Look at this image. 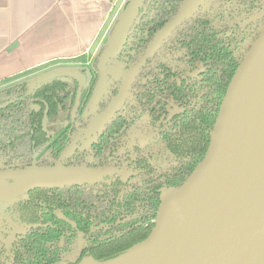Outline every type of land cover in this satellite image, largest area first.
I'll return each instance as SVG.
<instances>
[{
  "label": "trees",
  "instance_id": "16d2710c",
  "mask_svg": "<svg viewBox=\"0 0 264 264\" xmlns=\"http://www.w3.org/2000/svg\"><path fill=\"white\" fill-rule=\"evenodd\" d=\"M183 2L145 3L143 8L147 10L130 34L124 53L142 51ZM260 13L262 16L258 18ZM263 25L264 0H205L187 17L159 49L173 64L161 61L147 83L137 82L136 93L142 105L131 106L132 112L140 109L149 113L160 130L158 138L163 141L161 150L132 159V163L147 169L148 175L156 171L169 177V182L149 193L146 207L139 201L144 188L139 183L131 188L120 182L71 187L51 194L37 190L38 199L32 194L28 197L33 212L27 216L39 220L12 242L11 264H79L86 257L103 262L146 239L155 227L163 191L180 187L205 158L227 88ZM101 52L102 49L98 57ZM28 86L29 81H23L0 89V104L18 97L14 104L0 109V153L8 151L4 158L7 165L10 156L17 155L22 163L19 168L41 165L33 164L32 156L51 138L55 139L56 152L63 148L66 138L62 136L61 125L70 120L72 105L68 96L77 89L72 80L55 79L38 85L30 96H25ZM206 87V94L199 99ZM88 89L91 87H85L83 97ZM192 103L196 104V110L188 109ZM31 105H38L42 111L31 110ZM175 106L185 110L171 114ZM137 118V113L128 120L118 115L92 144L95 160L103 156L112 134L131 126ZM42 119L46 120L47 131L41 129ZM27 124L32 126L30 132ZM25 155L31 158L24 159ZM187 157L188 161L180 168V160ZM83 189L91 195H84ZM57 213H62L65 221ZM9 259V254L0 247V264H9Z\"/></svg>",
  "mask_w": 264,
  "mask_h": 264
},
{
  "label": "water",
  "instance_id": "95a60500",
  "mask_svg": "<svg viewBox=\"0 0 264 264\" xmlns=\"http://www.w3.org/2000/svg\"><path fill=\"white\" fill-rule=\"evenodd\" d=\"M204 1L184 0L178 13L150 43L144 58L126 74L118 95L90 122L85 137L104 127L119 111L144 60ZM144 2H126L108 42L98 51L102 49L100 69L106 71L107 64L123 51L129 34L141 20ZM84 66L60 65L40 73L27 80L26 96L57 77L78 80L75 118L85 81V75L77 69ZM109 73L125 75L115 66ZM104 78L102 75L96 94ZM263 130L264 25L227 88L203 161L180 187L163 191L155 227L146 239L107 261L90 257L92 264H264V164L245 175ZM115 172L86 165L65 166L61 160L55 165L0 169V210L26 198L34 188L95 185L106 182Z\"/></svg>",
  "mask_w": 264,
  "mask_h": 264
},
{
  "label": "flooded vegetation",
  "instance_id": "af4514ba",
  "mask_svg": "<svg viewBox=\"0 0 264 264\" xmlns=\"http://www.w3.org/2000/svg\"><path fill=\"white\" fill-rule=\"evenodd\" d=\"M151 1L149 2V0H145V2L143 3L140 11V14L142 15L141 20L143 19L144 14L147 10V8H143L144 4L145 3L150 4ZM261 16L262 13L257 14L258 18H261ZM138 24L135 26V28L138 26ZM135 28L133 29V31L135 30ZM150 43L140 52L139 51L136 52L132 50L124 53V48L126 46L125 44L121 54L107 64L106 71L99 68L100 57H98V55L94 56L92 60L89 61L88 63L83 64V65H87V68L77 69V71L85 75V81L83 82L79 107L76 112L75 118H73V109L77 101L80 81L67 76H61L55 78L64 81L72 80L77 85V89L75 93L74 94L69 93L68 96L69 99L71 98L70 102L72 105L70 110V120L64 121L63 124L61 125V132L63 134L62 136L66 138V142L63 148L59 152L58 151L56 152L55 149L56 144L54 143L55 139L51 138L49 141H47L45 146L35 151L34 155L32 156L33 159L32 163L33 164L37 163L46 166V165H55L57 162L61 160V163L65 166L86 165L93 168H111L116 172L113 174L111 178L109 177L106 182L97 183L95 185H72L63 188H34L29 191L28 196L26 198L21 199L18 202H16L14 205L6 208L2 218L5 217V219H8L6 221L8 222V224H10L9 227L11 228L6 227L5 229V227L0 226V247H3L5 251L9 254L10 256L9 264H11L13 260L14 253L13 250H11L10 246L14 241V239H16V237H19L20 235L26 234L29 231L30 227L35 225L36 224L35 222L39 220V219H32L31 217L27 216L32 214L33 212L32 206L28 202L29 201L28 197L30 194H32L34 198L37 197L38 199L39 197L37 190L48 191L51 194L54 191H59L71 187H92V186L94 187L99 185L110 186L112 184L120 182L122 183L123 186L131 188L139 183L144 186L143 190L139 194V201L143 207H146L149 202L148 201V197L150 196L149 193L153 192V190L154 191L157 190L158 186H163L165 183L169 182L170 180L169 177L157 174L156 171L150 172L151 175H148L147 169L139 168L138 166L132 163V159L143 158L149 153L158 152L159 150H161L163 145V141L158 138L160 135V130L158 129V125L150 118L149 113L147 111L143 112L140 109L135 112H132L131 110V106L142 105L141 99L138 97L136 93V86H135L136 83L137 82L147 83L153 76L154 73L152 72V70L156 69L157 63L161 61L171 62L167 56L160 53L161 50L159 51L163 43L156 49V51L152 55L148 56L144 60L142 66L136 72L135 77L131 81L129 94L124 104L119 109V111L111 118V120L104 127L97 130L91 136L85 137L90 122L97 115L103 112L106 109V107L109 105V103H111L112 100L118 95L123 85V81L125 79L126 74H128L133 69V67L137 65L144 58V55L147 53ZM111 66H115L119 70L123 69L125 71V75L121 77H116L110 74L109 68ZM102 75H105V78L100 86L99 91L96 94L95 91L97 89V86L99 84ZM219 76L220 74L218 75L217 79L219 78ZM87 86H90L91 89L92 88L93 89L92 90L88 89V93L83 97L84 89ZM67 87L68 86L65 87V90H67ZM211 91L215 93V87H212ZM206 92H207V87L200 94L199 99L203 98ZM64 94L65 91L60 96H63ZM72 94H73V98H72ZM95 97H98V101L96 102V110L92 112L90 109H88V106L90 104L91 99ZM17 100L18 97H15L13 99L1 103L0 109H5L9 107L10 105L14 104ZM188 109L196 110L197 109L196 104L195 103L190 104ZM31 110L36 112H41L42 108L39 107L38 105H31ZM45 110L46 109H44L43 111ZM184 110L185 108L175 106L172 109L171 114L180 113L183 112ZM85 111L87 112L85 113ZM136 113L138 114V118L136 119V121L131 126H124L120 130V132L118 131L116 133H113L111 136V142L105 149L103 156L101 157L100 160H95L94 152L92 150V144L98 141L101 134L105 132V130L109 127L111 122L118 115H123L127 118L126 120H128L132 115H135ZM144 121L146 122L147 126H149V128L152 130V134H153V137L148 142V146H150V149L141 147V144L138 143L137 141L135 142L129 141L130 130H132L140 122H144ZM26 128L28 129L29 132L30 130H32V126L30 124H27ZM41 129L47 131V124H46V120L44 119H42L41 122ZM47 137H51V134H47ZM7 154L8 151L0 153V169H4L6 167L19 168L20 167L19 164L22 163H20L19 157L14 153L10 156V158L11 157L12 158L9 164L7 165L4 163V158ZM23 158L27 159L31 157L29 155H25ZM188 159L189 157L181 159L179 163V167L183 168L185 163L188 161ZM3 164L7 166L3 167L4 166ZM23 165H26V163H23ZM160 188L161 187H159V189ZM82 191L83 194L86 196L91 195L87 191V189H83ZM57 214L61 220L65 221L66 218L62 213H57ZM41 220L43 219H40V221ZM60 234L63 235L64 233H60ZM22 261L24 262L25 259H23Z\"/></svg>",
  "mask_w": 264,
  "mask_h": 264
},
{
  "label": "crops",
  "instance_id": "0c3cea01",
  "mask_svg": "<svg viewBox=\"0 0 264 264\" xmlns=\"http://www.w3.org/2000/svg\"><path fill=\"white\" fill-rule=\"evenodd\" d=\"M117 2L0 0V89L91 61L117 19Z\"/></svg>",
  "mask_w": 264,
  "mask_h": 264
},
{
  "label": "rangeland",
  "instance_id": "374dc122",
  "mask_svg": "<svg viewBox=\"0 0 264 264\" xmlns=\"http://www.w3.org/2000/svg\"><path fill=\"white\" fill-rule=\"evenodd\" d=\"M128 0H118V2L116 3V12L118 13L117 17L120 15L122 9L124 8L126 2ZM108 42V39H106L105 43ZM96 53L93 56H96ZM76 68V67H73ZM84 68H87L86 66H84ZM100 96V95H99ZM98 101V97H95L93 99H91L90 104L88 106V109H90L92 112H94L96 110V102ZM87 111H85L86 113ZM153 137L152 134V130L149 128V126H147L146 122H140L137 126H135L132 130H130L129 132V141L135 142L137 141L138 143L141 144V147L143 148H149L150 146H148V142L151 140V138ZM5 210H0V226H3L7 228H11L9 227L10 224H8V222L5 219L2 218L3 217V213Z\"/></svg>",
  "mask_w": 264,
  "mask_h": 264
},
{
  "label": "bare ground",
  "instance_id": "6f19581e",
  "mask_svg": "<svg viewBox=\"0 0 264 264\" xmlns=\"http://www.w3.org/2000/svg\"><path fill=\"white\" fill-rule=\"evenodd\" d=\"M264 164V130L261 134V139L258 143L257 148L252 154V158L248 163L245 175H250L258 170ZM79 264H92V259L90 257L85 258Z\"/></svg>",
  "mask_w": 264,
  "mask_h": 264
}]
</instances>
